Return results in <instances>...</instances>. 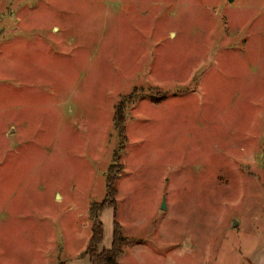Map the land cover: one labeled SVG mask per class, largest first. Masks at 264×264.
Instances as JSON below:
<instances>
[{"label": "rangeland", "instance_id": "obj_1", "mask_svg": "<svg viewBox=\"0 0 264 264\" xmlns=\"http://www.w3.org/2000/svg\"><path fill=\"white\" fill-rule=\"evenodd\" d=\"M121 146L100 251L117 221L119 264H255L264 0H0V264H92Z\"/></svg>", "mask_w": 264, "mask_h": 264}, {"label": "trees", "instance_id": "obj_2", "mask_svg": "<svg viewBox=\"0 0 264 264\" xmlns=\"http://www.w3.org/2000/svg\"><path fill=\"white\" fill-rule=\"evenodd\" d=\"M125 105L119 103L115 114V128L121 139L125 138ZM124 146H121L115 152V164L111 165L107 176V194L103 201L95 202L90 209L92 219L93 234L90 239L85 256H89L92 264H119L120 258L125 253V247L129 244V239L124 234L122 225L115 221L113 232V244L109 249L99 250L100 245L104 242L105 226L101 220L102 214L106 208H115V218L117 216V203L115 202V195L117 194V181L119 168L116 170V163L119 161L120 152Z\"/></svg>", "mask_w": 264, "mask_h": 264}, {"label": "crops", "instance_id": "obj_3", "mask_svg": "<svg viewBox=\"0 0 264 264\" xmlns=\"http://www.w3.org/2000/svg\"><path fill=\"white\" fill-rule=\"evenodd\" d=\"M115 223V222H114ZM262 255H259L255 261V264H264V261H262L260 258L261 256H264V252H261ZM89 258V257H88Z\"/></svg>", "mask_w": 264, "mask_h": 264}, {"label": "water", "instance_id": "obj_4", "mask_svg": "<svg viewBox=\"0 0 264 264\" xmlns=\"http://www.w3.org/2000/svg\"><path fill=\"white\" fill-rule=\"evenodd\" d=\"M230 1H233V0H230ZM164 207H165V205H164Z\"/></svg>", "mask_w": 264, "mask_h": 264}]
</instances>
